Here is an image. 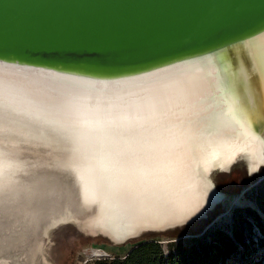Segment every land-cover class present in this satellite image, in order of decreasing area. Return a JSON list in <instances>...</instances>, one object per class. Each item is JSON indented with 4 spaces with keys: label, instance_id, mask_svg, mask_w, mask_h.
I'll return each instance as SVG.
<instances>
[{
    "label": "bare ground",
    "instance_id": "bare-ground-1",
    "mask_svg": "<svg viewBox=\"0 0 264 264\" xmlns=\"http://www.w3.org/2000/svg\"><path fill=\"white\" fill-rule=\"evenodd\" d=\"M263 120L264 34L226 54L113 83L0 63V213L17 210L23 226L36 223L37 190L21 181L18 152L32 138L61 153L54 162L94 207V232L123 243L183 225L226 198L213 170L240 158L250 171L263 166L264 136L253 129ZM68 210L48 222L79 216Z\"/></svg>",
    "mask_w": 264,
    "mask_h": 264
},
{
    "label": "water",
    "instance_id": "water-1",
    "mask_svg": "<svg viewBox=\"0 0 264 264\" xmlns=\"http://www.w3.org/2000/svg\"><path fill=\"white\" fill-rule=\"evenodd\" d=\"M263 34L264 0H0V63L91 82L219 56Z\"/></svg>",
    "mask_w": 264,
    "mask_h": 264
},
{
    "label": "rangeland",
    "instance_id": "rangeland-1",
    "mask_svg": "<svg viewBox=\"0 0 264 264\" xmlns=\"http://www.w3.org/2000/svg\"><path fill=\"white\" fill-rule=\"evenodd\" d=\"M18 152L26 161L24 171L20 173L21 181L37 190L30 200L37 219L34 226L28 228L22 225L23 219L17 210L0 213V244L6 247L0 251V256L5 257L8 264H100L105 258L125 254L135 242L151 237L159 239L165 246L172 240H182L193 246L204 245L210 256L215 253L214 247L226 249L230 238L237 249L218 264H264V165L250 175L247 163L240 158L229 170H213L212 180L227 196L206 216L189 224L145 231L123 243H114L104 233H96L88 226V219L95 209L80 201L71 171L54 162L61 154L57 149L41 140L25 138L20 141ZM237 180L244 185L241 192H225L230 182ZM236 196H240L241 202L234 201ZM67 210L77 212L79 216L58 219L53 224L48 222L50 215ZM238 237L242 241L237 240ZM102 250L107 255H99Z\"/></svg>",
    "mask_w": 264,
    "mask_h": 264
},
{
    "label": "trees",
    "instance_id": "trees-1",
    "mask_svg": "<svg viewBox=\"0 0 264 264\" xmlns=\"http://www.w3.org/2000/svg\"><path fill=\"white\" fill-rule=\"evenodd\" d=\"M243 188L244 185L240 180L232 181L225 192L239 193ZM237 240L242 241L239 237ZM227 241L229 242L226 249L220 246L214 247L215 253L210 256L204 245L193 246L187 245L182 240H172L165 246L159 239L151 237L135 242L125 254L105 258L100 264H218V261L223 262L228 254L237 249L234 240L228 238Z\"/></svg>",
    "mask_w": 264,
    "mask_h": 264
}]
</instances>
